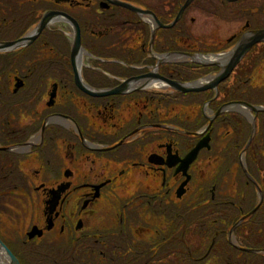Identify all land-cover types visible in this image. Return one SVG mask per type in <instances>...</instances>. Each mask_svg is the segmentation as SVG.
<instances>
[{"label":"flooded vegetation","instance_id":"1","mask_svg":"<svg viewBox=\"0 0 264 264\" xmlns=\"http://www.w3.org/2000/svg\"><path fill=\"white\" fill-rule=\"evenodd\" d=\"M185 1L0 0V42L25 39L0 50L6 247L57 245L64 264H264V41L202 100L159 79L212 81L264 29V0L234 9L245 23L227 39L193 34L188 18L197 7L221 19L227 0H193L176 20ZM185 65L210 70L185 82ZM240 82L247 90L226 95ZM33 227L41 236L28 240Z\"/></svg>","mask_w":264,"mask_h":264},{"label":"water","instance_id":"2","mask_svg":"<svg viewBox=\"0 0 264 264\" xmlns=\"http://www.w3.org/2000/svg\"><path fill=\"white\" fill-rule=\"evenodd\" d=\"M193 0H186L184 2V4L182 5L179 13L177 14V16L175 17L176 20H178V17L180 16V14L183 12V9L190 4V2H192ZM227 1H234V0H227ZM123 6H125L126 8L132 9L133 11H137V9L133 8L130 5H125L122 4ZM142 13H144L142 11ZM147 14V12H145ZM156 23H158L157 21H155ZM73 23V22H72ZM159 26H161L159 24ZM74 27H75V39L73 41V48L71 51V55H72V60H74L75 54L76 52L81 48V44L79 43V33H78V26L77 23H74ZM247 38L242 39L241 41L238 42V44H236L234 46V49L228 54V60L226 63L222 64H218L220 65V71L218 72L217 76H215V78L208 82L205 85H195V84H182V83H178V82H170L167 79H161L163 83L170 85L174 90H177L181 93H186V92H193V93H197V92H203V91H207L208 89L211 88H215L216 85L221 81L224 80L225 78H227L229 76V74L232 72V69L239 63V61L241 60V58L243 57V55L249 51V49L251 48V46L258 44L262 41H264V29L256 31V32H249V35L246 36ZM34 39V37L32 38H28L29 41H32ZM24 38H21V40H17V41H10V42H0V50H7L8 48L11 47H15L16 45H18L19 43H21V41H24ZM190 55V54H189ZM191 56V55H190ZM75 71V76H77L78 73H76V69H74ZM77 83L79 85V87L83 88V90H85L87 93L88 90L81 85L80 81L77 80ZM121 87H118L116 89L110 90V92H105V93H99V94H93L90 93L92 95L95 96H100V95H110V94H120L121 93ZM248 108H252L249 105H246ZM207 136V135H206ZM208 136L205 137L202 141V143L204 141L207 142ZM203 145L201 144V142H199L196 145V148L192 149L189 152V155L185 158L186 160H184V162L182 161L181 164L183 166V168H185L186 164H188L190 161H192L195 157V155L197 154V152L199 151V149L202 147ZM33 236H41V231L39 232L35 227L30 229V232L27 234V238L28 240H30V238H32ZM0 249L3 251V253H5L7 260L9 261L8 264H20L18 263V260L16 259V257L14 256L13 253H11V251L5 246L4 243H2L0 241Z\"/></svg>","mask_w":264,"mask_h":264},{"label":"trees","instance_id":"3","mask_svg":"<svg viewBox=\"0 0 264 264\" xmlns=\"http://www.w3.org/2000/svg\"><path fill=\"white\" fill-rule=\"evenodd\" d=\"M222 3V10L223 12L226 13V11L229 8H232L233 6H237L238 4L241 3V0H236L235 2H221ZM242 7V6H239ZM244 7V6H243ZM242 7V8H243ZM231 10V9H230ZM225 14H222L221 16L224 17ZM201 47V46H199ZM197 52H204V51H197ZM254 58L251 57H247L246 61H243L240 67V74H242L243 79L251 73V71L253 70L252 68L255 66V63L257 61L253 60ZM207 70H210L209 67L207 68H203V67H196V69L192 70V66L191 65H185V68H182L181 70V75L183 76V81H188V80H195L196 78L203 76L205 74H207ZM229 88L225 89L226 95H230L232 93H237L240 92V90H247L246 85L240 87V84H236L232 85L229 84ZM240 87L238 90H236V88ZM180 96H191V97H199L200 100H202V97H205L207 95V93H189L186 95H182V94H177ZM175 102H173L172 105H174ZM206 123V121L203 118H199L198 119V123L196 124V128L195 130L199 129L200 127L204 126V124ZM26 251L24 250H20V255H17L13 249L12 252L14 253V255L16 256L18 262L20 264H64V262H62V255H61V251L59 249V247L57 245H52V247H48L45 249V245H39V246H30V247H25ZM43 248V249H41ZM41 249V251H40ZM43 252V253H42ZM43 258V259H42Z\"/></svg>","mask_w":264,"mask_h":264},{"label":"rangeland","instance_id":"4","mask_svg":"<svg viewBox=\"0 0 264 264\" xmlns=\"http://www.w3.org/2000/svg\"><path fill=\"white\" fill-rule=\"evenodd\" d=\"M249 1L253 2L254 4H257V2H258V0H249ZM249 1L248 0H241V3L240 4H238L237 6H233L232 8H229L226 11L225 16L224 17H221V19H220V17H218L216 15L214 16V15H210L207 12H204L205 10L202 11V9L200 10L197 7L196 8H193V10L190 11V13L188 15V18H194V23L191 24V28H192L193 34H196V35L209 34L211 36H215V37L218 36L219 38L227 39V36H229L230 34H232L235 30L240 29V27H242L244 25V23H245V15H244V13L234 14V12H236V10H234V9L237 8V7H239V6L246 5L247 2H249ZM202 3H204V2H202ZM217 4H218V0H209L207 2V6H210L211 8H213ZM258 5H260V4L258 3ZM174 60H177V59H174ZM209 112H210L209 111V107H206V105H205L204 106V114L207 117L211 116V114H209ZM35 140H36V138H35ZM206 157L207 156L204 154L203 155V158H204V160L206 162H202L203 164L201 163V167L200 168H197V172L199 173V175H196L197 178L204 171H206L205 168L203 169V166L204 167L206 166V163H207V160H208V158H206ZM10 235H11V238L12 237L13 238L17 237L18 238L19 235H21V234L20 233L17 234V233H15L13 231V232L10 233ZM23 235H24V233H22V236ZM11 248L13 249V251L17 255H20V253H18L19 251L17 249L14 250V247H13L12 244L9 245V248L8 249L11 251V253H13ZM46 248H47V245H45V249ZM41 249H43V248H41ZM41 249H40V251H41ZM8 262L9 261L7 260V263Z\"/></svg>","mask_w":264,"mask_h":264},{"label":"bare ground","instance_id":"5","mask_svg":"<svg viewBox=\"0 0 264 264\" xmlns=\"http://www.w3.org/2000/svg\"><path fill=\"white\" fill-rule=\"evenodd\" d=\"M221 62H224L225 57L218 58ZM202 60V59H201ZM0 264H8L6 255L3 253V251L0 249Z\"/></svg>","mask_w":264,"mask_h":264}]
</instances>
